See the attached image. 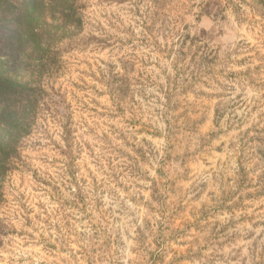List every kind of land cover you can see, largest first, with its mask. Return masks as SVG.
Returning <instances> with one entry per match:
<instances>
[{"label": "rangeland", "instance_id": "374dc122", "mask_svg": "<svg viewBox=\"0 0 264 264\" xmlns=\"http://www.w3.org/2000/svg\"><path fill=\"white\" fill-rule=\"evenodd\" d=\"M81 4L42 60L0 26L37 99L0 122V264H264V0Z\"/></svg>", "mask_w": 264, "mask_h": 264}, {"label": "trees", "instance_id": "16d2710c", "mask_svg": "<svg viewBox=\"0 0 264 264\" xmlns=\"http://www.w3.org/2000/svg\"><path fill=\"white\" fill-rule=\"evenodd\" d=\"M82 0H0V26L7 25L16 42L31 41L40 60L52 52L54 44L67 36H75L84 29ZM19 45V44H18ZM54 51V50H53ZM38 77L44 73L43 63L35 66ZM30 80L25 81L17 70L3 64L0 54V122L14 127L19 139L30 128L37 99L33 98ZM23 93L26 103L21 99ZM12 115H10V110ZM12 119V120H11ZM15 125V126H14ZM15 142L10 139L9 143ZM6 144L0 137V155L5 156ZM2 166H0L1 168ZM0 178V182H1Z\"/></svg>", "mask_w": 264, "mask_h": 264}]
</instances>
